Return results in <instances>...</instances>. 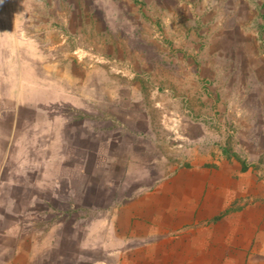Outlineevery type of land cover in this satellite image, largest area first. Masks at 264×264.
<instances>
[{"label":"rangeland","instance_id":"rangeland-1","mask_svg":"<svg viewBox=\"0 0 264 264\" xmlns=\"http://www.w3.org/2000/svg\"><path fill=\"white\" fill-rule=\"evenodd\" d=\"M206 155L264 179V0H0V179L40 180L47 220L109 218Z\"/></svg>","mask_w":264,"mask_h":264},{"label":"crops","instance_id":"crops-1","mask_svg":"<svg viewBox=\"0 0 264 264\" xmlns=\"http://www.w3.org/2000/svg\"><path fill=\"white\" fill-rule=\"evenodd\" d=\"M212 158L87 222L80 211L71 222L47 220L55 212L35 205L53 194H40L38 179H0V264H108L86 256L102 249L104 228L111 240L128 238L126 257L111 264H264V179L251 168L239 179L220 177L225 165L216 168ZM135 239L142 248L129 243Z\"/></svg>","mask_w":264,"mask_h":264}]
</instances>
